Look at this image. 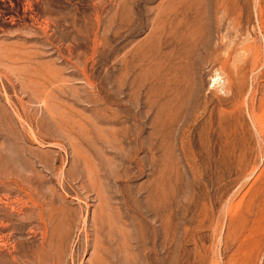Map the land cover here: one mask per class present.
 <instances>
[{"label":"rangeland","instance_id":"374dc122","mask_svg":"<svg viewBox=\"0 0 264 264\" xmlns=\"http://www.w3.org/2000/svg\"><path fill=\"white\" fill-rule=\"evenodd\" d=\"M0 264H264V0H0Z\"/></svg>","mask_w":264,"mask_h":264},{"label":"bare ground","instance_id":"6f19581e","mask_svg":"<svg viewBox=\"0 0 264 264\" xmlns=\"http://www.w3.org/2000/svg\"><path fill=\"white\" fill-rule=\"evenodd\" d=\"M258 57V56H257Z\"/></svg>","mask_w":264,"mask_h":264}]
</instances>
